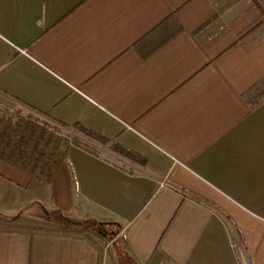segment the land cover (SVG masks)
Here are the masks:
<instances>
[{"label":"crops","instance_id":"0c3cea01","mask_svg":"<svg viewBox=\"0 0 264 264\" xmlns=\"http://www.w3.org/2000/svg\"><path fill=\"white\" fill-rule=\"evenodd\" d=\"M0 91L108 140L0 158V264H264V0H0Z\"/></svg>","mask_w":264,"mask_h":264},{"label":"rangeland","instance_id":"374dc122","mask_svg":"<svg viewBox=\"0 0 264 264\" xmlns=\"http://www.w3.org/2000/svg\"><path fill=\"white\" fill-rule=\"evenodd\" d=\"M71 141L97 149L92 145V142H95L92 138H87L81 132L60 127L0 91V152L4 153L6 158L12 157L18 164L27 165L37 174L44 170V175L39 177L43 181L42 184L47 186L50 168H54L64 158ZM21 152H24V155L19 158L18 153ZM36 209L43 218L47 217L43 208L37 206ZM56 221L62 223L60 229L68 226L66 220ZM73 229L76 230L75 227Z\"/></svg>","mask_w":264,"mask_h":264},{"label":"trees","instance_id":"16d2710c","mask_svg":"<svg viewBox=\"0 0 264 264\" xmlns=\"http://www.w3.org/2000/svg\"><path fill=\"white\" fill-rule=\"evenodd\" d=\"M66 127H67V126H66ZM72 129L75 130V131H79V132L83 133V134H84L85 136H87V137H90V138H94V139L100 140V141H102V142H104V143H106V142L108 141V140L102 138L101 136H99L98 134H96L95 132H93L92 130H90V129H88V128L82 126V125L77 124V125L73 126ZM12 133H13V132H12ZM121 151H122V153H127V152L125 151V149H122V148H121ZM22 155H24V152L18 153V156H20L19 158H21ZM0 158L3 159V160H6V161H8V162H11V163H13V164H15V165H20V164L17 163V161H15V159H11L12 157H10V158H6L5 155H4V153H2V152H0ZM24 168L27 169V168H29V167L26 165V166H24ZM35 168H36V167H35ZM30 170H31V171H34L33 169H30ZM52 170H53V167L50 168L49 173H48L49 175L47 176L49 181L51 180V177H52ZM44 172H45V171L42 170L41 174L44 175V174H43ZM43 209H44V211L46 212L47 216H48L50 219H54V220H55V219H58V220H59V219H63V220H66L67 223H68V222H69V223L72 222V221H71L67 216H65V215H61V214L59 215V214H57L56 211H50L48 208H45V207H43ZM69 223H68V224H69ZM84 224L86 225V228H93V229H95L96 231L100 232L101 234H107V235H110L111 238L114 237V235H113L111 229H110V230L107 229L106 224H100V223L98 224V223H95V222L91 224V222H89V221L84 222ZM115 233H116V232H115Z\"/></svg>","mask_w":264,"mask_h":264},{"label":"built area","instance_id":"2783aa9c","mask_svg":"<svg viewBox=\"0 0 264 264\" xmlns=\"http://www.w3.org/2000/svg\"><path fill=\"white\" fill-rule=\"evenodd\" d=\"M237 248L239 250L241 264H254L253 260L247 256L245 250L242 247L238 246Z\"/></svg>","mask_w":264,"mask_h":264}]
</instances>
